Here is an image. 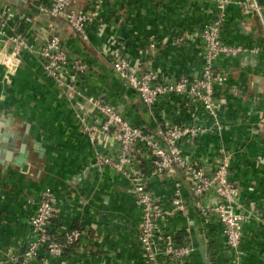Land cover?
Listing matches in <instances>:
<instances>
[{
    "label": "crops",
    "instance_id": "0c3cea01",
    "mask_svg": "<svg viewBox=\"0 0 264 264\" xmlns=\"http://www.w3.org/2000/svg\"><path fill=\"white\" fill-rule=\"evenodd\" d=\"M47 1L0 0V6L37 14L32 26L24 23L21 27L32 42H43L53 23L71 56L87 61L90 72L76 89H62L43 73L41 57L30 50L23 52L12 83L5 81V67L0 64V130L10 118L13 131L31 133L28 169L7 159L5 153L0 160V264H26L22 253L33 237L30 217L46 187L53 190L51 227L59 240L70 228H81L83 233L62 255L42 249L28 264H149L138 241L141 208L135 200L133 179L114 166L94 165L96 146L82 131L80 115L90 108L89 95H95L114 104L132 124L157 133L169 121L190 122L194 115L208 124L211 117L203 103L189 104L182 94L148 106L114 69L111 56H130L133 70L141 73L153 68L161 78L196 74L203 65L201 28L213 18L215 4L210 0H103L99 15L89 24V39L82 40L64 18L39 13L38 5ZM93 2L74 0L83 9L91 8ZM246 9L229 4L221 29L223 39L264 44L261 18ZM151 35L155 45L148 43ZM217 64L228 71L226 83L216 86L225 127L194 142L183 141L182 147L188 156H202L200 163L210 168L220 148H228L232 152L230 178L242 200L248 205L253 202L256 213L264 217V130L260 128L264 126V49L222 56ZM37 140L43 153L35 149ZM103 146L114 157L119 154L117 140L108 137ZM132 166L164 206L171 204L176 183H182L186 209L162 225L178 241L194 245L185 264H234L235 252L226 244L223 224L213 211L204 210L215 202V194L206 200L195 197L180 168L151 173L153 161L142 144ZM240 248L243 264H264L262 221L252 217L244 224ZM156 260L178 264L165 254Z\"/></svg>",
    "mask_w": 264,
    "mask_h": 264
},
{
    "label": "built area",
    "instance_id": "2783aa9c",
    "mask_svg": "<svg viewBox=\"0 0 264 264\" xmlns=\"http://www.w3.org/2000/svg\"><path fill=\"white\" fill-rule=\"evenodd\" d=\"M210 1L215 4L216 11L213 18L204 22L201 28L203 65L200 72L161 78L153 68L141 73L133 70L130 56L121 55L118 58L113 53L111 56L114 69L138 91L148 106H153L163 97L182 94L189 104L197 101L203 103L204 110L211 117L208 124L203 118L194 115L190 122L169 121L157 133L145 126L132 124L114 104L95 95H89L90 108H87L88 111L83 109L80 115L82 131L90 136L96 146L94 165L98 168L104 165L114 166L133 179L135 200L141 208L138 241L142 256L149 264H158L156 259L159 254H165L174 263L185 264L194 245L178 241L162 225V221L186 209L182 183H176L171 204L164 206L160 198L149 189L145 178L136 174L132 166L139 144H142L152 158L154 167L151 173L162 174L180 168L195 197L206 200L210 194H215V202L204 210L213 211L223 224L226 244L235 252L234 264H243L240 245L244 237V224L252 217L264 224V217L256 213L254 203L248 205L242 200L240 189L230 178L232 152L228 148H220V154L216 157L218 160L210 168L208 164L200 163L202 156H188L182 147L183 141L194 142L208 132H221L225 127L220 118L216 86L226 83L228 71L217 64L220 57H236L242 53H255L264 49V44L229 43L221 35L230 3L248 8L246 12L257 13L261 21L264 20V3L260 0ZM102 2L103 0H94L91 8L83 9L75 5L74 0H49L40 3L38 11L64 18L82 40H87L89 24L99 15ZM36 16L34 12L0 6V64L5 67V79L11 81L22 64L23 52L30 50L41 57L43 73L60 88L76 89L82 77L90 72V65L81 56H71L53 23L49 24L43 42H32L21 27L24 23L32 26ZM148 43L155 45L154 35L150 36ZM260 128L264 130V126ZM108 137L119 142L117 157L103 146ZM54 209L53 190L46 187L30 217L33 237L22 253L26 264L37 257L42 249L54 255H62L81 238L83 230L74 227L67 229L64 239L59 240L51 227Z\"/></svg>",
    "mask_w": 264,
    "mask_h": 264
},
{
    "label": "water",
    "instance_id": "95a60500",
    "mask_svg": "<svg viewBox=\"0 0 264 264\" xmlns=\"http://www.w3.org/2000/svg\"><path fill=\"white\" fill-rule=\"evenodd\" d=\"M11 122L12 120L8 118L5 123H3L4 129L0 130V160L3 159V154L5 153L7 159H13L15 164L20 165L23 170H26L29 165L27 161L30 152L28 143L31 139V133H29L28 130L23 134L18 131H13L10 128ZM35 149L39 150L41 153L44 152V148L40 145L39 140L36 141Z\"/></svg>",
    "mask_w": 264,
    "mask_h": 264
},
{
    "label": "rangeland",
    "instance_id": "374dc122",
    "mask_svg": "<svg viewBox=\"0 0 264 264\" xmlns=\"http://www.w3.org/2000/svg\"><path fill=\"white\" fill-rule=\"evenodd\" d=\"M215 11H216V8H215ZM92 21H93V20H92ZM92 21H91V22H92ZM91 22H90V23H91ZM261 23H262V25H263V27H264V20H263ZM12 80H13V77L11 78V81H8V83H12ZM5 81L7 82V80H5Z\"/></svg>",
    "mask_w": 264,
    "mask_h": 264
},
{
    "label": "flooded vegetation",
    "instance_id": "af4514ba",
    "mask_svg": "<svg viewBox=\"0 0 264 264\" xmlns=\"http://www.w3.org/2000/svg\"><path fill=\"white\" fill-rule=\"evenodd\" d=\"M19 141V140H18Z\"/></svg>",
    "mask_w": 264,
    "mask_h": 264
},
{
    "label": "trees",
    "instance_id": "16d2710c",
    "mask_svg": "<svg viewBox=\"0 0 264 264\" xmlns=\"http://www.w3.org/2000/svg\"><path fill=\"white\" fill-rule=\"evenodd\" d=\"M263 3V2H262Z\"/></svg>",
    "mask_w": 264,
    "mask_h": 264
}]
</instances>
